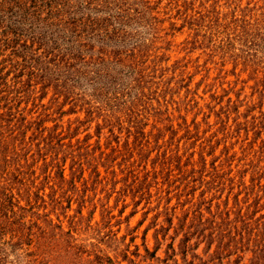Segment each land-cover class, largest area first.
I'll return each mask as SVG.
<instances>
[{
    "label": "rangeland",
    "instance_id": "obj_1",
    "mask_svg": "<svg viewBox=\"0 0 264 264\" xmlns=\"http://www.w3.org/2000/svg\"><path fill=\"white\" fill-rule=\"evenodd\" d=\"M136 3L90 84L3 47L0 264H264V0Z\"/></svg>",
    "mask_w": 264,
    "mask_h": 264
},
{
    "label": "trees",
    "instance_id": "obj_2",
    "mask_svg": "<svg viewBox=\"0 0 264 264\" xmlns=\"http://www.w3.org/2000/svg\"><path fill=\"white\" fill-rule=\"evenodd\" d=\"M138 1L141 0H0V57L3 56V47L4 50L25 47L33 54L40 52L41 56L48 59L43 60V63L50 67L51 63L54 65L51 69H46L43 64L38 67L35 62L37 67L31 68L44 79L50 76L45 79L49 83L54 75L60 83L59 87L68 84L67 88H72V84L80 79L88 84L93 83L95 78L109 76L105 71L108 68L105 67L106 63H118L121 69L127 67L124 53L128 50L125 49L124 35L127 34L129 23L143 19L139 16L140 11L135 8ZM142 6L144 9L148 8L149 14L154 9L151 6L150 9L145 7L144 3ZM32 208L27 211L32 213ZM5 216L3 214L6 225L3 233L11 226L8 215L7 218ZM21 223L22 235L18 239L27 241L30 234L26 235L23 231L26 222L22 220ZM56 227L60 232L61 227ZM40 234L44 238V234ZM67 234L70 236V231ZM73 242L74 239L69 241L65 251L76 250L74 257L79 260L85 252L75 248L77 246ZM27 256L38 255L32 252ZM149 256L154 258L155 255L152 253ZM103 261L102 257L95 255L87 263L102 264ZM106 263L113 264L109 258H106ZM31 264L47 262L38 261L37 258Z\"/></svg>",
    "mask_w": 264,
    "mask_h": 264
}]
</instances>
